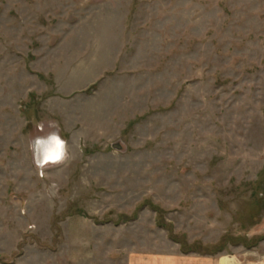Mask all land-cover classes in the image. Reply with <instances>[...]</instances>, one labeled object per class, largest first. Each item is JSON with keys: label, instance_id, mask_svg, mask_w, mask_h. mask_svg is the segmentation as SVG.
<instances>
[{"label": "rangeland", "instance_id": "374dc122", "mask_svg": "<svg viewBox=\"0 0 264 264\" xmlns=\"http://www.w3.org/2000/svg\"><path fill=\"white\" fill-rule=\"evenodd\" d=\"M263 235L264 0H0V264H257Z\"/></svg>", "mask_w": 264, "mask_h": 264}, {"label": "bare ground", "instance_id": "6f19581e", "mask_svg": "<svg viewBox=\"0 0 264 264\" xmlns=\"http://www.w3.org/2000/svg\"><path fill=\"white\" fill-rule=\"evenodd\" d=\"M34 147L37 153L38 162L41 165L48 161L58 163L62 162L61 159L64 160V141L57 133L50 135L48 138L37 139ZM235 260H227L226 264H237Z\"/></svg>", "mask_w": 264, "mask_h": 264}, {"label": "trees", "instance_id": "16d2710c", "mask_svg": "<svg viewBox=\"0 0 264 264\" xmlns=\"http://www.w3.org/2000/svg\"><path fill=\"white\" fill-rule=\"evenodd\" d=\"M152 208L158 212V215L159 213L161 214V209H159V207L155 206V205H152ZM158 223L161 225V226H166L162 221H161V215L158 216ZM160 220V221H159ZM174 240H176L177 242L180 243L181 245V250L183 253H189L191 251H201L203 252L204 254L206 255H214L216 254L218 251H223V249L225 248V240L222 241L223 244L222 246H220L219 249H216V248H213V247H210V246H204L200 243H193V244H189L187 243L186 240H180V239H176V238H173ZM261 240H264V235L263 236H260L256 239V243H258L259 241Z\"/></svg>", "mask_w": 264, "mask_h": 264}, {"label": "crops", "instance_id": "0c3cea01", "mask_svg": "<svg viewBox=\"0 0 264 264\" xmlns=\"http://www.w3.org/2000/svg\"><path fill=\"white\" fill-rule=\"evenodd\" d=\"M221 259V258H220ZM220 259L218 261V264H220ZM176 258H166L162 260V264H176L177 263ZM187 261L186 264H216L212 259H191V260H184ZM227 263V258L224 260L223 264Z\"/></svg>", "mask_w": 264, "mask_h": 264}, {"label": "water", "instance_id": "95a60500", "mask_svg": "<svg viewBox=\"0 0 264 264\" xmlns=\"http://www.w3.org/2000/svg\"><path fill=\"white\" fill-rule=\"evenodd\" d=\"M113 147L116 148V149H121V145L119 143L114 144Z\"/></svg>", "mask_w": 264, "mask_h": 264}, {"label": "built area", "instance_id": "2783aa9c", "mask_svg": "<svg viewBox=\"0 0 264 264\" xmlns=\"http://www.w3.org/2000/svg\"><path fill=\"white\" fill-rule=\"evenodd\" d=\"M263 263V262H262ZM262 263H257V264H262ZM264 264V263H263Z\"/></svg>", "mask_w": 264, "mask_h": 264}]
</instances>
